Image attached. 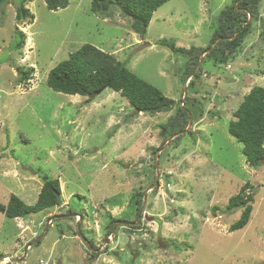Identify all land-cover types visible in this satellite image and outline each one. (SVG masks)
Listing matches in <instances>:
<instances>
[{"label": "rangeland", "instance_id": "rangeland-1", "mask_svg": "<svg viewBox=\"0 0 264 264\" xmlns=\"http://www.w3.org/2000/svg\"><path fill=\"white\" fill-rule=\"evenodd\" d=\"M20 1L0 0V203L16 195L34 205L47 179L60 182L62 204L25 218L0 213V264H264V164L252 168L229 133L244 96L264 87V0L240 52L227 62L201 55L200 76L188 78V58L157 43L208 47L233 0H169L145 36L116 8L93 14V0L58 11L28 0L35 18L19 22ZM86 44L157 87L174 110L139 113L111 89L90 103L50 89V71ZM18 67L33 70L25 83ZM180 101L188 129L163 136ZM246 184L252 216L230 232L241 212L226 208Z\"/></svg>", "mask_w": 264, "mask_h": 264}, {"label": "trees", "instance_id": "trees-1", "mask_svg": "<svg viewBox=\"0 0 264 264\" xmlns=\"http://www.w3.org/2000/svg\"><path fill=\"white\" fill-rule=\"evenodd\" d=\"M28 0H21L17 8V20L34 19L35 16L25 7ZM169 0H93L91 11L100 17H110L111 10L116 8L131 20V28L141 36H145L154 13ZM50 11L66 9L70 0H45ZM261 0H233L225 7L217 19L211 44L204 49L192 47L187 50L179 48L174 42L162 39L157 44L168 47L176 55L187 57V78L200 76L199 66L201 55L215 57L216 61L227 62L243 47L253 32V23L259 18ZM15 49L21 50L25 45V35L16 29ZM213 45L215 47L213 48ZM212 49L209 54L207 52ZM21 72L20 83L31 78L32 69ZM47 85L54 92L65 95H80L87 97L88 103L99 90L111 89L127 98L139 113L156 115L174 110L176 102L166 97L161 90L139 78L124 63L98 47L86 44L72 53L70 57L55 68L47 78ZM191 85V82H189ZM236 120L229 124V133L243 145L242 152L252 168L264 164V87L255 86L244 96L242 103L235 111ZM191 113L186 102L180 101L176 113L162 127L163 136L173 137L188 129ZM180 137V136H179ZM177 137V139L179 138ZM157 152V150H156ZM252 188L249 184L243 186L240 192L229 199L226 212L232 215L241 212L240 218L231 224L230 232L245 228L253 212L254 195L247 196L246 190ZM139 205L143 194H139ZM62 204L61 188L58 180H47L39 193L37 202L29 206L21 198L11 195L9 203H0V213L10 219L25 218L30 214L54 208ZM138 209L140 207L138 206ZM82 218V217H81ZM115 221L108 226L111 231ZM39 243V242H38ZM92 249L93 244L90 243Z\"/></svg>", "mask_w": 264, "mask_h": 264}, {"label": "flooded vegetation", "instance_id": "flooded-vegetation-1", "mask_svg": "<svg viewBox=\"0 0 264 264\" xmlns=\"http://www.w3.org/2000/svg\"><path fill=\"white\" fill-rule=\"evenodd\" d=\"M137 217L139 218V224L138 225H135V227L136 226H140V219H141V217H142V215H141V212H140V209L138 210V214H137ZM111 233V232H110Z\"/></svg>", "mask_w": 264, "mask_h": 264}, {"label": "water", "instance_id": "water-1", "mask_svg": "<svg viewBox=\"0 0 264 264\" xmlns=\"http://www.w3.org/2000/svg\"><path fill=\"white\" fill-rule=\"evenodd\" d=\"M101 92H103V90H99V91H97L95 94H100ZM158 168H159V166H158ZM157 168V169H158Z\"/></svg>", "mask_w": 264, "mask_h": 264}]
</instances>
